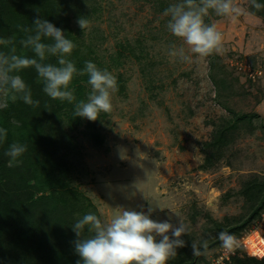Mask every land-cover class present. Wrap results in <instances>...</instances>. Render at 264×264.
<instances>
[{"label":"rangeland","instance_id":"1","mask_svg":"<svg viewBox=\"0 0 264 264\" xmlns=\"http://www.w3.org/2000/svg\"><path fill=\"white\" fill-rule=\"evenodd\" d=\"M47 1L51 10L42 19L77 45L68 59L78 70L86 61L107 69L118 91L113 110L96 121L73 114L78 99L90 92L87 74L74 77L72 103L49 98L39 79L33 93L39 108L30 109L37 114L19 126L0 109V127L8 130L0 143V231L10 227L20 240L10 242L0 233L1 246L10 253L29 246L31 255L21 264H82L72 230L78 219L87 213L103 219L118 207L145 213L152 207L150 218L187 225L184 236L191 244L208 240L204 254L190 249L193 264L252 258L241 241L253 231L264 240V205L260 209L256 193L264 183V21L210 12L206 23L223 31L224 51L187 63L169 55L170 46L182 41L168 31L164 11L178 0ZM238 2L249 6L248 0ZM81 17L89 21L83 30ZM243 115L251 118L235 122ZM38 119H44L45 147L26 134ZM231 126L224 142L214 144L218 132ZM12 143L26 144L27 151L9 166L5 152ZM205 143H211L209 164ZM8 201L11 206L3 205ZM229 229L239 247L221 263L224 248L213 242Z\"/></svg>","mask_w":264,"mask_h":264},{"label":"clouds","instance_id":"2","mask_svg":"<svg viewBox=\"0 0 264 264\" xmlns=\"http://www.w3.org/2000/svg\"><path fill=\"white\" fill-rule=\"evenodd\" d=\"M248 3L257 11L264 9V4L257 0H248ZM210 12L233 21L253 15L238 0H178L164 11L169 18L168 31L182 41L180 46H170V56L191 63L193 57L203 59L223 53V31L215 23L205 20ZM77 23L82 30L89 26L85 17L79 18ZM18 27L25 34L20 45L30 49L34 56L18 53L13 39L0 38V109H6L9 101L17 99L33 107L39 105V100H33L31 89L18 74L23 69L34 68L43 82V92L53 100L69 103L76 100L74 89L70 88L74 77L87 74L90 92L86 100L75 104V117L96 121L101 113L113 110V95L118 91L114 74L98 68L91 61H86L84 68L78 70L68 59L77 45L45 19H34L30 28ZM48 57H56L57 62L47 63ZM12 123L19 126L18 121ZM7 135L8 130L0 127V143ZM26 151V144L12 143L5 152L10 157L9 166L18 162ZM152 212V207L147 213L118 207L111 216L103 219L94 213L83 215L72 226L77 237L75 252L82 264H168L175 259L177 249L185 246L181 237L188 235L189 228L182 222L174 225L169 220H154L150 218ZM86 228L89 235L82 236ZM218 240L228 252L239 247V240L227 231L220 232ZM208 246L207 239L192 242L193 255L204 254Z\"/></svg>","mask_w":264,"mask_h":264},{"label":"trees","instance_id":"3","mask_svg":"<svg viewBox=\"0 0 264 264\" xmlns=\"http://www.w3.org/2000/svg\"><path fill=\"white\" fill-rule=\"evenodd\" d=\"M257 2L264 4V0H257ZM47 9L51 10V6L48 4L47 0H0V38L13 39L18 53L27 55L29 57L34 56V53L30 49H24L20 45L19 41L24 38L25 34L20 30V27H18V26L29 27V28L32 27V23H33L34 19H36V18L42 19V15L45 14ZM248 10L253 13L252 16L260 18L264 21V9L257 11L256 9L252 8L249 4ZM56 20H57V18L54 20L55 25H57L59 27L60 21L56 22ZM61 28H63V26H61ZM46 62L51 63L50 57H48ZM78 67L79 66H77V68ZM18 74L21 75V77L25 81L26 85L31 89L32 94L34 92H38V89H39L38 80L40 78L38 77V74L36 73L34 68L23 69ZM33 95H32L33 100H39L38 98L35 97V95L34 96ZM80 100H81V98L78 99V101H80ZM31 107L32 106H30V105H26L22 100L17 99L15 102L9 101V106L6 109H4V111L6 113H9V115L13 119H16L17 121H20L22 123V119H24V118L26 119L27 117H31V116L37 114L36 111L30 110ZM36 107L39 108V105ZM25 113H26V115H25ZM236 118L237 119H235V122L241 121V120L243 121L245 119L249 120L251 118V116L243 115V116H238ZM26 123L28 125L29 122H26ZM43 123H44V119H43V121L41 119L34 121V123H32V125H30V127H32L31 128L32 130H30L31 133H26V134L28 135V137L30 135H33L34 137H36L37 143H39V142L43 143L44 144L43 147H45L43 136L40 135L42 133L41 125ZM233 127L234 126L222 128V130L218 132V136L214 140V142H216V143H214V144H220V143L224 142L225 135H227V132H229V130L232 129ZM22 128L23 127H21V129ZM210 145H211V143H205L204 144V146L206 147V155H205L204 160H205V163H207V164L211 163L210 155L207 154V149H208V147H211ZM216 159H218V158H216ZM2 166H3V163L0 164V172L4 173L5 171L3 170ZM12 171L17 172L15 170H12ZM1 178H2V176H1ZM1 178H0V180H1ZM4 179H6V178H4ZM257 188L258 189H257L256 193L259 196V200L261 201V206H260V209H261V208H263V205H264V183L258 185ZM3 189H5V188L0 186V190H3ZM9 202L10 201L6 202L3 205L11 206V204H9ZM52 206H54V205H52ZM2 207L5 208V206H2ZM257 213L258 212H255L254 215H257ZM42 215H43V213H42ZM254 217L255 216H251V219H254ZM0 220H1V218H0ZM4 224L5 223H3V222L1 223L2 226ZM6 226L8 227V225L5 224V227H3V228L5 229ZM0 230H1V228H0ZM11 230H12V228L8 227L7 232L3 231V229H2L3 232L0 231V233L5 234V236L8 239L10 238V242H17L18 244H20V240H17L14 238V237H16V235L12 237V233L10 232ZM231 231L229 229L227 232L236 233V231L235 232H231ZM17 237H20V236H17ZM181 238L185 241V246L177 249V256L175 257V259L168 261V264H193V257H192V255H190L191 243L189 242V239H186L185 236H182ZM26 239H27V237H26ZM217 242H220V241L218 239H216V242H213V243H217ZM39 246H40V244H39ZM14 255L16 256L19 264H21V262H22L21 258L23 256L24 257H27V256L30 257V255H31L30 247L27 246V247H25V249H22L20 252L10 253V250L1 246V242H0V264H14V259H13ZM7 259H10V261ZM32 260L33 259L27 260L26 264H31ZM223 264H264V258L256 260L253 257L252 258H249V257L239 258L237 255H235L233 257H230V260L228 262H224Z\"/></svg>","mask_w":264,"mask_h":264},{"label":"bare ground","instance_id":"4","mask_svg":"<svg viewBox=\"0 0 264 264\" xmlns=\"http://www.w3.org/2000/svg\"><path fill=\"white\" fill-rule=\"evenodd\" d=\"M249 253L257 258L264 257V240L257 231H253L247 238Z\"/></svg>","mask_w":264,"mask_h":264},{"label":"built area","instance_id":"5","mask_svg":"<svg viewBox=\"0 0 264 264\" xmlns=\"http://www.w3.org/2000/svg\"><path fill=\"white\" fill-rule=\"evenodd\" d=\"M250 75V77H252L253 78V75H255V74H249ZM244 240V239H243ZM241 241V246L242 247H249L248 245H247V241ZM235 250H237V249H235ZM234 250V251H235ZM234 251H232V252H228V251H226L225 249H223V251H222V254L219 256V259H220V262L222 263V262H224L225 260H228V258H229V256H231V255H233V252ZM252 257H255V256H253L252 255Z\"/></svg>","mask_w":264,"mask_h":264}]
</instances>
